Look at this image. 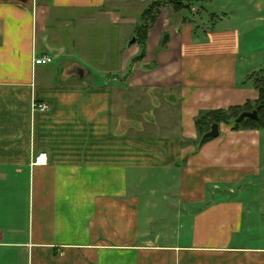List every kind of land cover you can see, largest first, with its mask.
Instances as JSON below:
<instances>
[{
  "label": "crops",
  "instance_id": "obj_1",
  "mask_svg": "<svg viewBox=\"0 0 264 264\" xmlns=\"http://www.w3.org/2000/svg\"><path fill=\"white\" fill-rule=\"evenodd\" d=\"M152 1L0 0V264H264V128L195 125L258 99L264 0L162 7L131 66Z\"/></svg>",
  "mask_w": 264,
  "mask_h": 264
},
{
  "label": "trees",
  "instance_id": "obj_2",
  "mask_svg": "<svg viewBox=\"0 0 264 264\" xmlns=\"http://www.w3.org/2000/svg\"><path fill=\"white\" fill-rule=\"evenodd\" d=\"M206 1L208 0H153L141 15L142 25L138 28L136 34V41L139 42L141 51L138 56L133 58L131 66L132 63L144 59L149 31L160 17L162 7L168 6L175 12H181L191 8L195 4H202ZM249 79L259 91V97L255 102L249 101L243 105L231 106L228 109L204 111L196 117L195 125L199 131V145L210 140H202V138L203 135L211 129L214 122L219 124H232L235 130L264 128V73H256V75L250 76ZM254 110H257L258 118H245L242 121L238 120L243 112H252Z\"/></svg>",
  "mask_w": 264,
  "mask_h": 264
},
{
  "label": "rangeland",
  "instance_id": "obj_3",
  "mask_svg": "<svg viewBox=\"0 0 264 264\" xmlns=\"http://www.w3.org/2000/svg\"><path fill=\"white\" fill-rule=\"evenodd\" d=\"M195 9H199V12H200L199 15H201L203 17H207L208 16V14L206 13V10L203 11L201 5L197 6L195 4ZM184 11H186V12H184L185 14L189 15L190 10H184ZM192 12L195 13V14L199 13V12L196 13L197 11H195V12L192 11ZM244 32H246V31H243V33ZM260 36H261V38H259L258 42H257V43H260L259 46H255L254 45L253 37L251 36L250 33H247L245 37L243 36V39H245V50L249 49V51H253V50L257 49L258 47H260L259 50H262V52L264 53V35H260ZM78 49H79V47H75V49L71 50V54H74L75 56H77V59L79 61L82 60V59L89 60L88 58H86L88 56H86L85 54H83V53L79 54L77 52ZM263 56H264V54H260L259 57L257 59H255V60L258 61V60H260L262 58L261 60L264 61V57ZM256 73H258V74L261 73L262 74V73H264V70L261 69V70H259L257 72H253L251 74V76L256 75ZM238 185H239L238 187L234 186V185H230V187H227L228 192H230L233 195H236V194L239 193V191H241V190H239L241 187L247 186V188H248V182L242 183L241 185L238 184ZM229 188H232L233 191H230ZM239 196L241 198H243V199H246V198H250L251 199L250 201H248L249 204H250V206H249V214H251L252 216L257 217V225H258L259 229H260V226H263L262 230H264V184L261 183L260 185H258V187L255 190H248V191H246L245 194L242 193L241 195L239 194ZM263 243H264V241H263Z\"/></svg>",
  "mask_w": 264,
  "mask_h": 264
},
{
  "label": "water",
  "instance_id": "obj_4",
  "mask_svg": "<svg viewBox=\"0 0 264 264\" xmlns=\"http://www.w3.org/2000/svg\"><path fill=\"white\" fill-rule=\"evenodd\" d=\"M21 1H25V0H21ZM169 40V34H165L164 37H163V41H162V44L165 45ZM132 43H135L136 42V37H134L132 40H131ZM245 118H251V119H256L258 118V112L257 110H254L252 112H243L240 117H239V121H242L243 119ZM221 134V130H220V124L217 123V122H214L211 126V129L206 132L204 135H203V138L202 140H207V139H213V138H216L218 136H220Z\"/></svg>",
  "mask_w": 264,
  "mask_h": 264
},
{
  "label": "built area",
  "instance_id": "obj_5",
  "mask_svg": "<svg viewBox=\"0 0 264 264\" xmlns=\"http://www.w3.org/2000/svg\"><path fill=\"white\" fill-rule=\"evenodd\" d=\"M52 60H53V58L50 57V56H43V57L36 58L35 59V63L36 64H48V63H51ZM34 109L37 110V111H48L49 110V105L47 103L35 102ZM38 161H40L41 163H47L46 154H41L38 157Z\"/></svg>",
  "mask_w": 264,
  "mask_h": 264
}]
</instances>
